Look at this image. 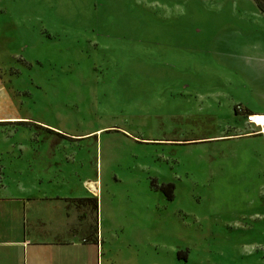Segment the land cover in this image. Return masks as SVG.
I'll return each mask as SVG.
<instances>
[{
	"label": "rangeland",
	"instance_id": "obj_1",
	"mask_svg": "<svg viewBox=\"0 0 264 264\" xmlns=\"http://www.w3.org/2000/svg\"><path fill=\"white\" fill-rule=\"evenodd\" d=\"M257 3L0 0V185L70 187L131 264H264Z\"/></svg>",
	"mask_w": 264,
	"mask_h": 264
},
{
	"label": "crops",
	"instance_id": "obj_2",
	"mask_svg": "<svg viewBox=\"0 0 264 264\" xmlns=\"http://www.w3.org/2000/svg\"><path fill=\"white\" fill-rule=\"evenodd\" d=\"M73 198L66 185L1 184L0 264H131L113 247L116 234L88 229Z\"/></svg>",
	"mask_w": 264,
	"mask_h": 264
},
{
	"label": "built area",
	"instance_id": "obj_3",
	"mask_svg": "<svg viewBox=\"0 0 264 264\" xmlns=\"http://www.w3.org/2000/svg\"><path fill=\"white\" fill-rule=\"evenodd\" d=\"M245 121L247 124H254L255 123V121L253 120V116L251 114L245 115ZM256 126L259 128L260 134H261L263 141H264V132L262 131L261 125H256Z\"/></svg>",
	"mask_w": 264,
	"mask_h": 264
},
{
	"label": "bare ground",
	"instance_id": "obj_4",
	"mask_svg": "<svg viewBox=\"0 0 264 264\" xmlns=\"http://www.w3.org/2000/svg\"><path fill=\"white\" fill-rule=\"evenodd\" d=\"M253 116V120L255 121V125H261V128H262V131L264 132V127L263 125L261 124V122L257 119V118H264V115L263 114H259L257 115L256 113H252L251 114Z\"/></svg>",
	"mask_w": 264,
	"mask_h": 264
},
{
	"label": "trees",
	"instance_id": "obj_5",
	"mask_svg": "<svg viewBox=\"0 0 264 264\" xmlns=\"http://www.w3.org/2000/svg\"><path fill=\"white\" fill-rule=\"evenodd\" d=\"M162 189H163V187H162ZM90 201H91L92 208L95 211L96 208H97L96 198L95 197H92ZM73 202H74V200H73ZM78 202H81V204H82L83 200H78Z\"/></svg>",
	"mask_w": 264,
	"mask_h": 264
},
{
	"label": "flooded vegetation",
	"instance_id": "obj_6",
	"mask_svg": "<svg viewBox=\"0 0 264 264\" xmlns=\"http://www.w3.org/2000/svg\"><path fill=\"white\" fill-rule=\"evenodd\" d=\"M258 7H260V9H262V6L260 3H257ZM264 13V9L261 10Z\"/></svg>",
	"mask_w": 264,
	"mask_h": 264
}]
</instances>
